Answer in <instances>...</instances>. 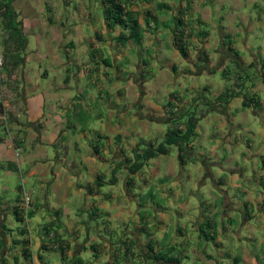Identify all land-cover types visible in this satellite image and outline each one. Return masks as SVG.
<instances>
[{"label": "crops", "instance_id": "1", "mask_svg": "<svg viewBox=\"0 0 264 264\" xmlns=\"http://www.w3.org/2000/svg\"><path fill=\"white\" fill-rule=\"evenodd\" d=\"M121 1L137 45L104 0L10 5L0 264H264V0Z\"/></svg>", "mask_w": 264, "mask_h": 264}, {"label": "trees", "instance_id": "2", "mask_svg": "<svg viewBox=\"0 0 264 264\" xmlns=\"http://www.w3.org/2000/svg\"><path fill=\"white\" fill-rule=\"evenodd\" d=\"M13 0H0V12H2L3 16V27H2V34H8L10 39H18V45H21L23 43V39H21V31L18 26V22L15 21V14L11 10V3ZM109 5V8L107 9V18L110 21L112 25H118L122 29V33L120 34V41L122 43H125L128 40H132L135 45L139 44L140 37H141V27L138 24L137 19L134 17V15L131 12H128L125 9V5L122 3L121 0H104ZM182 21H178L176 25V30H175V43L179 47V51L184 54V31L182 30ZM3 37V35H2ZM20 37V38H19ZM4 56V70L7 68L6 66V60L9 58L13 62V66L17 67L20 62V54H10V56L6 54ZM8 58V59H7ZM223 97H220L221 99ZM6 123H8L6 119ZM195 128V123L191 120L189 121L188 128H187V135L185 137H179L180 133H177L176 131H173L172 134L176 135V139L178 138L179 140H185L187 139L188 135L192 133V130ZM169 138V137H167ZM176 139H170V144H172L171 140H176ZM166 144H169V139H166L165 141ZM156 153H161L164 154L166 153L165 147L163 145L157 147L156 149H148L145 150L142 156L143 161L148 160L149 158H152ZM62 256L64 254V249H61ZM154 260H170L167 259L163 253H158L154 256Z\"/></svg>", "mask_w": 264, "mask_h": 264}, {"label": "built area", "instance_id": "3", "mask_svg": "<svg viewBox=\"0 0 264 264\" xmlns=\"http://www.w3.org/2000/svg\"><path fill=\"white\" fill-rule=\"evenodd\" d=\"M4 57L2 54V51H0V81H4L5 80V76H4ZM20 141V149H17V151L19 152V150H21V146L23 144V141ZM29 205H30V198L24 193L23 194V205L21 208V213L23 214V216H27L28 215V211H29Z\"/></svg>", "mask_w": 264, "mask_h": 264}, {"label": "rangeland", "instance_id": "4", "mask_svg": "<svg viewBox=\"0 0 264 264\" xmlns=\"http://www.w3.org/2000/svg\"><path fill=\"white\" fill-rule=\"evenodd\" d=\"M1 30H2V27H0V32H1ZM0 37H2V34L1 33H0ZM0 51H2L1 50V40H0ZM14 137H16L17 140L23 141V145L25 144L24 143L25 142L24 137H22L20 135L19 136L15 135ZM21 148H22V146H21ZM154 190H156V189H154V187H153L152 188V192ZM139 200L142 201V202H150L151 204H162L161 199L158 196V194H156V192H154L153 196H151V194L149 192H146V195L143 198L139 197Z\"/></svg>", "mask_w": 264, "mask_h": 264}]
</instances>
